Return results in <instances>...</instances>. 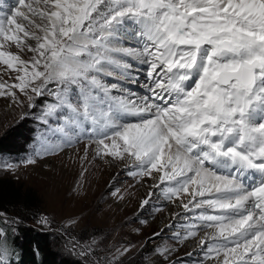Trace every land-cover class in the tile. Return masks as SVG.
Wrapping results in <instances>:
<instances>
[{"label":"snow or ice","instance_id":"1","mask_svg":"<svg viewBox=\"0 0 264 264\" xmlns=\"http://www.w3.org/2000/svg\"><path fill=\"white\" fill-rule=\"evenodd\" d=\"M17 4L0 10V49L14 43L34 55L0 51V62L22 73L18 85L0 89L16 99L18 87L31 106L27 88L53 97L41 116L45 126L63 120L53 136L95 141L97 156L127 153L141 176L162 173L152 178L167 182L169 199L189 197L182 206L193 213L192 228L212 230L201 243L212 242L205 255L218 264H264V0ZM125 19L138 27L129 32ZM136 38L142 48L121 46ZM125 57L147 65L145 82L130 75ZM114 75L142 83L144 94L133 99L132 89L105 82ZM5 255L0 248V264Z\"/></svg>","mask_w":264,"mask_h":264},{"label":"rangeland","instance_id":"2","mask_svg":"<svg viewBox=\"0 0 264 264\" xmlns=\"http://www.w3.org/2000/svg\"><path fill=\"white\" fill-rule=\"evenodd\" d=\"M40 5L43 10L42 0ZM17 6V0L0 2V10L5 14ZM36 22L41 23L39 18ZM124 25L129 32L138 27L127 19ZM24 43L35 46V41ZM142 47L143 43L139 49ZM4 50L21 60H29L34 55L14 43L0 49ZM19 74L22 73L0 62V84L18 85ZM105 82L124 86V82L131 80L112 76L105 77ZM9 87L0 89L5 93L0 96V180L10 179L39 197L40 215L26 226L50 234L60 255L87 264H207L205 251L212 242L200 243L202 232L207 230L193 229L192 216L183 219L169 210V206L174 209L175 203L183 204L188 196L182 194L169 199L163 191L166 181H159V192L153 194L152 176L160 173L154 170L151 176L139 175L137 162L131 157L127 161V153L123 157L97 156L95 141L87 138L77 141L72 137L68 143L58 132L53 136L57 123L62 125L63 120L45 126L41 116L54 98L37 97L27 88L25 91L35 101V106H31L18 87L11 88L16 99L7 95ZM46 137H52L55 144H48ZM106 143L110 145L111 141ZM117 144L116 151L123 149L122 141L117 139ZM11 145L14 148L5 149ZM30 160L34 163H29ZM142 187L146 190L143 194ZM145 199L149 201L147 205L143 203ZM0 225L4 230L0 231V245L10 247L9 233L11 237L16 233L14 221L0 212ZM192 231L196 234L190 235ZM15 247L14 244L12 255ZM165 247L171 250L167 258L158 254Z\"/></svg>","mask_w":264,"mask_h":264},{"label":"trees","instance_id":"3","mask_svg":"<svg viewBox=\"0 0 264 264\" xmlns=\"http://www.w3.org/2000/svg\"><path fill=\"white\" fill-rule=\"evenodd\" d=\"M35 134L36 132L34 137ZM12 148L14 146L11 145L5 149ZM40 207V199L34 191L21 189L10 179H1L0 212L14 221L16 233L14 237L9 233L10 247H0L6 249V254L14 259L16 264H87L80 259L60 255L55 251V243L50 234L25 225L39 217ZM1 230L4 231L0 225ZM13 243L16 245L14 255L11 253V250H14Z\"/></svg>","mask_w":264,"mask_h":264},{"label":"bare ground","instance_id":"4","mask_svg":"<svg viewBox=\"0 0 264 264\" xmlns=\"http://www.w3.org/2000/svg\"><path fill=\"white\" fill-rule=\"evenodd\" d=\"M129 43V45H131V46H134V47H138V49H139V47H140V44L141 43H143V41L142 40H140L139 38H136V39H134V40H131V41H129L128 42ZM124 62H129L131 65H132V67H130L129 69H128V71H129V73H130V75L131 74H135V73H139V81H141V82H145V80H146V77L144 76L145 75V72H143L141 69H143V68H145V67H147V65H140L139 64V61L136 59V58H132V57H125L124 58ZM115 76V75H114ZM132 81H131V83H128V82H124L126 85H129V86H132V87H134L133 88V90H132V93L130 94L131 95V97L133 98V99H136V98H138L139 96H141V95H143V93H141V92H145V89L143 88V86H142V83H136V82H134V80L133 79H131ZM115 91V90H114ZM124 95L125 96H127V95H129L128 93H124ZM130 118H132V117H130ZM134 118V117H133ZM118 151L119 152H121V153H123V149L122 148H119L118 149ZM124 154V153H123ZM123 154H122V157H123ZM126 156L127 157H125L126 159H127V161H128V159H129V155L128 154H126ZM122 157H120L119 159H121ZM124 159V158H123ZM156 172V171H155ZM162 173H160V175H161ZM157 177H159V176H157ZM152 192H153V194H155V195H157V192H159V180L158 179H156V180H153V186H152ZM145 191L146 190H144V188L142 187L141 188V194H143V193H145ZM185 195V194H184ZM168 202V201H167ZM188 202V200H186L184 203H187ZM173 203V202H172ZM170 209H172V212L173 213H177L178 214V216L180 217V218H183V219H185V218H189V217H191L192 215V212H190V211H186L184 208H183V206H182V204L180 205V204H177V203H175V205H174V209L172 208V206H169V210ZM168 212V211H167ZM171 212V211H170ZM186 221V220H185ZM208 231V230H207ZM209 231H212V230H209ZM178 233V232H177ZM204 233L205 232H202V234H201V240H202V238L204 237ZM179 236V235H178ZM182 238H184V237H182ZM184 239H186V238H184ZM208 240H204V244L207 242ZM187 242V241H186ZM200 243H201V241H200ZM188 244H190L189 243V240H188ZM205 257L207 258V264H218V260H217V257L216 256H214V257H208V256H206L205 255ZM219 259L220 260H222L223 259V256H222V254H221V256L219 257Z\"/></svg>","mask_w":264,"mask_h":264}]
</instances>
